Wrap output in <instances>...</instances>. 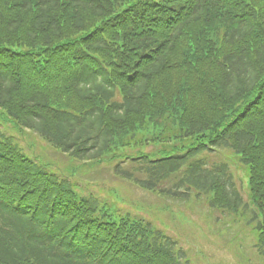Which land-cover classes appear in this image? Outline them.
Returning <instances> with one entry per match:
<instances>
[{"label": "trees", "instance_id": "trees-1", "mask_svg": "<svg viewBox=\"0 0 264 264\" xmlns=\"http://www.w3.org/2000/svg\"><path fill=\"white\" fill-rule=\"evenodd\" d=\"M10 128L161 197L208 196L264 258V0H0V264H190Z\"/></svg>", "mask_w": 264, "mask_h": 264}, {"label": "rangeland", "instance_id": "rangeland-1", "mask_svg": "<svg viewBox=\"0 0 264 264\" xmlns=\"http://www.w3.org/2000/svg\"><path fill=\"white\" fill-rule=\"evenodd\" d=\"M8 132L27 155L49 172L68 177L78 193L99 199L116 213L128 212L143 218L171 236L186 251L190 264H264V258L256 251V235L247 225V217L211 208L208 196L192 195L184 201L165 199L118 179L107 162L74 159L28 129L10 128ZM216 156L229 164L235 185L243 200L248 201L245 169L237 164L231 151Z\"/></svg>", "mask_w": 264, "mask_h": 264}]
</instances>
